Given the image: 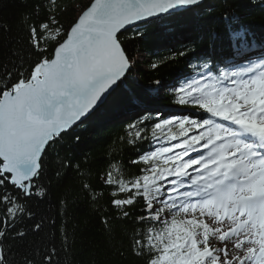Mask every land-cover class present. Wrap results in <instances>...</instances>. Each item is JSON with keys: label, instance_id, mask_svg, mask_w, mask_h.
Listing matches in <instances>:
<instances>
[{"label": "snow or ice", "instance_id": "obj_1", "mask_svg": "<svg viewBox=\"0 0 264 264\" xmlns=\"http://www.w3.org/2000/svg\"><path fill=\"white\" fill-rule=\"evenodd\" d=\"M40 7L46 14L27 27L28 67L19 53L20 63L0 64V264H8L2 245L10 233L19 240L26 235L17 230V221L33 215L26 202L46 195L36 181L49 149L130 78L137 61L124 36L129 26H137L134 38L142 40L139 24L206 6L203 0H89L67 26L56 0ZM240 12L229 5L223 32L209 27L206 33L213 46L230 34L223 54L198 53L195 41L177 52L201 61L172 87L188 114L165 118L130 98L134 119L126 143L149 144L131 161L143 167L136 175L106 171L100 179L114 189L115 218L133 225L128 248L141 264H264V38L249 41ZM152 83L158 95L163 84ZM73 159L66 154L59 168H70ZM137 204L140 214L133 212ZM103 223L114 230L107 217Z\"/></svg>", "mask_w": 264, "mask_h": 264}, {"label": "trees", "instance_id": "obj_2", "mask_svg": "<svg viewBox=\"0 0 264 264\" xmlns=\"http://www.w3.org/2000/svg\"><path fill=\"white\" fill-rule=\"evenodd\" d=\"M56 2L61 6V22L67 26L89 0ZM41 4L47 7L48 0H0V64L11 68L10 61L20 63L15 55L19 53L24 59V67H28L32 57L27 27L46 14ZM204 5L205 12H184L140 26L139 30L145 33L142 40L134 38L137 27L124 33L130 55L137 58L138 53L144 52L148 59L145 63L137 62L130 78L108 98L101 108L105 110L100 114L102 118L93 116V120L72 130L49 149L45 157V174L36 181L46 195H34L26 202L33 215L17 221V230H23L25 237L14 239V233H10L4 240L2 247L8 264H25L27 259H32L33 264H46L45 257L53 249L52 264H141L128 248L133 225L130 221L115 218L117 210L110 203L114 189L104 185L100 177L106 171H114L118 175L139 174L143 165H132L131 161L148 150L149 144L128 145L126 128L134 117L110 120L115 115L112 108L134 95L149 97L158 105L182 109L183 106L175 103L172 90L153 94L151 89L155 85L152 82L171 83L179 74L194 70L191 64L201 63L191 54L186 57L177 55L192 41L196 42V51L201 54L213 50L217 54L226 52L230 34L223 44L213 46L206 33L209 27L220 28L223 32L225 21L222 13L229 5L233 9H241V24L248 30L249 40L253 36L264 38V0H207ZM65 8L67 10H63ZM206 12L214 14L209 16ZM182 31L189 33L181 36ZM153 63L158 65L157 68L151 67ZM2 73L3 69H0ZM75 136L80 137L78 144L74 142ZM66 154L74 157L72 166L60 169L61 159ZM110 165H116V169ZM57 171L61 172L60 177L56 176ZM83 184H90L92 188L85 191ZM141 211V204H137L134 214ZM106 217L114 229L111 233L103 223ZM36 223L42 224L38 231L34 230Z\"/></svg>", "mask_w": 264, "mask_h": 264}, {"label": "water", "instance_id": "obj_3", "mask_svg": "<svg viewBox=\"0 0 264 264\" xmlns=\"http://www.w3.org/2000/svg\"><path fill=\"white\" fill-rule=\"evenodd\" d=\"M205 1H206V0H203V3H204ZM183 11H185V10L181 9V10L178 11V13L183 12ZM161 18H163V17H161ZM158 19H160V18H153L152 21H155V20H158ZM141 25H143V23L139 24V26H141ZM133 27H137V26H129L128 30L131 29V28H133ZM108 98H109V97H108ZM108 98H107V99H106V100L100 105V107H99L97 110H99L102 106H104V105L106 104ZM97 110L94 111L91 115H89L88 118L85 119V120L83 121V123H85L88 119H90V118H91V117L97 112ZM83 123L79 124L77 127H79V126L82 125ZM77 127H74L73 129H76ZM73 129H72V130H73Z\"/></svg>", "mask_w": 264, "mask_h": 264}, {"label": "bare ground", "instance_id": "obj_4", "mask_svg": "<svg viewBox=\"0 0 264 264\" xmlns=\"http://www.w3.org/2000/svg\"><path fill=\"white\" fill-rule=\"evenodd\" d=\"M185 11H183V12H180V13H177V14H182V13H184ZM165 17H167V16H165ZM165 17H163V18H165ZM160 19H162V18H160ZM160 19H158V20H160ZM155 21H157V20H155ZM152 22H154V21H152ZM136 27H133V28H131V29H135ZM140 58L142 59V60H140ZM136 59V61L137 62H140V63H145V61L148 59V57H146V53H144L143 52V54H141V53H138V57L137 58H135ZM142 67H145L144 65L142 66ZM135 68H136V66H135ZM134 68V69H135ZM104 106H102L101 108H103ZM99 110H104V109H99ZM98 111V110H97ZM97 117H99V118H102V117H100L101 115H96ZM110 119V118H109ZM84 124V123H83ZM82 124V125H83Z\"/></svg>", "mask_w": 264, "mask_h": 264}, {"label": "rangeland", "instance_id": "obj_5", "mask_svg": "<svg viewBox=\"0 0 264 264\" xmlns=\"http://www.w3.org/2000/svg\"><path fill=\"white\" fill-rule=\"evenodd\" d=\"M140 60H142V59L140 58Z\"/></svg>", "mask_w": 264, "mask_h": 264}]
</instances>
